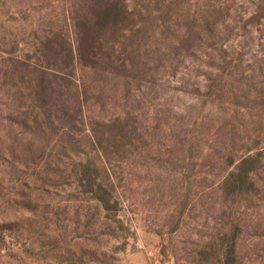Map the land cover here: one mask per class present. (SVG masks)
<instances>
[{
	"label": "rangeland",
	"instance_id": "374dc122",
	"mask_svg": "<svg viewBox=\"0 0 264 264\" xmlns=\"http://www.w3.org/2000/svg\"><path fill=\"white\" fill-rule=\"evenodd\" d=\"M116 3L127 20L101 29ZM254 11L253 0H0V264H264ZM205 17L233 62L219 107L196 93L219 62ZM188 32L192 50L175 51ZM244 158L252 184L225 192Z\"/></svg>",
	"mask_w": 264,
	"mask_h": 264
},
{
	"label": "trees",
	"instance_id": "16d2710c",
	"mask_svg": "<svg viewBox=\"0 0 264 264\" xmlns=\"http://www.w3.org/2000/svg\"><path fill=\"white\" fill-rule=\"evenodd\" d=\"M253 4L255 6V11L250 16L249 19L250 25L257 24L262 18H264V9L259 4L254 2V0H253ZM211 16H213V14ZM98 18L99 21L97 25H102L103 27H100L101 29L104 28V25H110L111 23H116V21L118 23H121L127 20L126 13L122 10L120 4L118 3L109 4L108 6L103 8ZM204 21L206 22L204 28L206 29L207 32L211 33L210 38L212 41H214V43H212L209 46V49L212 52V54L209 56L210 58L218 60L219 62L212 61V63H206L207 68H209V70H211L212 72L209 77L205 78V81L202 84L199 83L200 87L197 86L196 93L197 92L200 93L202 87L206 88L208 90V95L211 98H214L211 103L212 106L219 107L220 105H223V102L220 99L225 94V90L227 87V84L225 82V76L227 71L233 68L232 67L233 62H228L226 60V58L229 56L228 54L229 46L226 45V43H222V42L220 44L219 40L216 39V32L219 31L218 28L219 21L214 20L213 22L210 23L208 17H205ZM196 27L197 26L193 27L194 31L197 30ZM200 27L202 28L201 24ZM137 31L140 32L141 30H137ZM186 35L187 36L183 39L180 47H175V51H178L180 49L185 50V48H189V50H192L193 45L190 44L192 41V34L191 32H188ZM234 67L236 68L237 66ZM214 72H216L217 74L215 78L212 76L214 75ZM251 159H247V158L242 159L236 165L234 171L230 173V175L223 180L222 189L225 192L226 191L232 193L240 192L243 190V188L246 185L252 184L251 173L254 168L253 167L254 165H252V167L250 168L248 167V165L255 163H252L253 160L251 161ZM88 171L92 172L91 170ZM95 188L93 189V192H95L96 200L100 203V205L104 210H108L113 202V197H114L113 192H111L108 189V186L105 185L103 181L97 183Z\"/></svg>",
	"mask_w": 264,
	"mask_h": 264
}]
</instances>
